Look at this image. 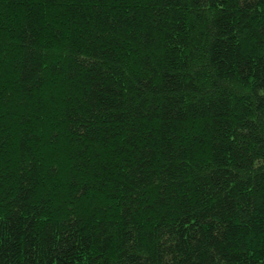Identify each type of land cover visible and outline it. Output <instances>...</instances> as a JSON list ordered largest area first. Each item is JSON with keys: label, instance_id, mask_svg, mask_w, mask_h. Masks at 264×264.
<instances>
[{"label": "trees", "instance_id": "1", "mask_svg": "<svg viewBox=\"0 0 264 264\" xmlns=\"http://www.w3.org/2000/svg\"><path fill=\"white\" fill-rule=\"evenodd\" d=\"M0 264H264V0H0Z\"/></svg>", "mask_w": 264, "mask_h": 264}]
</instances>
